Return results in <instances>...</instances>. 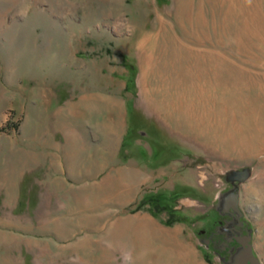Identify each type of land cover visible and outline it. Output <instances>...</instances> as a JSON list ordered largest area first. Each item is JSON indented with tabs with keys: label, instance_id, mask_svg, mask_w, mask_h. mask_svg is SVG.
I'll list each match as a JSON object with an SVG mask.
<instances>
[{
	"label": "rangeland",
	"instance_id": "obj_1",
	"mask_svg": "<svg viewBox=\"0 0 264 264\" xmlns=\"http://www.w3.org/2000/svg\"><path fill=\"white\" fill-rule=\"evenodd\" d=\"M262 136L264 0H0V264H235L234 196L264 264Z\"/></svg>",
	"mask_w": 264,
	"mask_h": 264
},
{
	"label": "flooded vegetation",
	"instance_id": "obj_2",
	"mask_svg": "<svg viewBox=\"0 0 264 264\" xmlns=\"http://www.w3.org/2000/svg\"><path fill=\"white\" fill-rule=\"evenodd\" d=\"M229 201L226 208L229 205ZM226 208L223 211L224 215H229V217L233 218L235 220L233 224L229 225L226 228L221 227V229L219 230H214L210 233H205V237L203 238L205 247H207L208 249L212 248L214 250H217L216 253L218 254L229 252L231 250V246L234 244L243 247L244 239L249 237L243 233L244 224L241 221V211L236 212L232 208L229 210ZM249 264L251 263L249 262Z\"/></svg>",
	"mask_w": 264,
	"mask_h": 264
},
{
	"label": "water",
	"instance_id": "obj_3",
	"mask_svg": "<svg viewBox=\"0 0 264 264\" xmlns=\"http://www.w3.org/2000/svg\"><path fill=\"white\" fill-rule=\"evenodd\" d=\"M234 209L236 212H240V209L238 208V199L236 196L230 199L229 205L226 209ZM250 238H245L243 242V251L240 254V256L237 259L236 264H260L259 260L254 256L252 251V246L250 244Z\"/></svg>",
	"mask_w": 264,
	"mask_h": 264
},
{
	"label": "bare ground",
	"instance_id": "obj_4",
	"mask_svg": "<svg viewBox=\"0 0 264 264\" xmlns=\"http://www.w3.org/2000/svg\"><path fill=\"white\" fill-rule=\"evenodd\" d=\"M259 2V1H258ZM259 4H260V2H259ZM261 5V4H260ZM190 11V12H189ZM261 11V10H260ZM192 15V7H191V9H187V15H186V19L185 20H188L189 22H195V17L194 16H191ZM191 19V20H190ZM249 31V30H248ZM253 34L255 35V33L253 32ZM143 44V43H142ZM141 44V45H142ZM182 97V96H181ZM236 130H238V133L241 131V130H239V128L238 127H236ZM242 133H245V130H244V132H243V129H242ZM261 143L260 144H258V147L260 146V145H262V147H264L263 145H264V136H262L261 137ZM108 146H110V144H108ZM239 146V145H238ZM251 148V147H250ZM262 150H264V148L263 149H261L260 151H262ZM256 152H259V151H257L256 150ZM240 256V254H238L237 256H236V259H235V264L238 262L237 261V259H238V257Z\"/></svg>",
	"mask_w": 264,
	"mask_h": 264
},
{
	"label": "crops",
	"instance_id": "obj_5",
	"mask_svg": "<svg viewBox=\"0 0 264 264\" xmlns=\"http://www.w3.org/2000/svg\"><path fill=\"white\" fill-rule=\"evenodd\" d=\"M107 143H108V141H107ZM107 143H105L106 146H108ZM103 160L106 161L107 164H110V153H109V152H108V158H107V159L103 158ZM66 162H67V161H66ZM104 163H105V162H104Z\"/></svg>",
	"mask_w": 264,
	"mask_h": 264
},
{
	"label": "trees",
	"instance_id": "obj_6",
	"mask_svg": "<svg viewBox=\"0 0 264 264\" xmlns=\"http://www.w3.org/2000/svg\"><path fill=\"white\" fill-rule=\"evenodd\" d=\"M178 221H179V220H178ZM175 222H177V220H175V221H174V220H170V221L168 222V224H169V225H172V224L175 223Z\"/></svg>",
	"mask_w": 264,
	"mask_h": 264
}]
</instances>
